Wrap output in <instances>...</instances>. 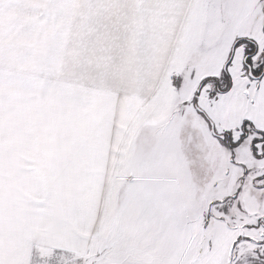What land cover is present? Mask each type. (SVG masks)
Wrapping results in <instances>:
<instances>
[{"label":"snow or ice","instance_id":"snow-or-ice-1","mask_svg":"<svg viewBox=\"0 0 264 264\" xmlns=\"http://www.w3.org/2000/svg\"><path fill=\"white\" fill-rule=\"evenodd\" d=\"M0 264H264V0H0Z\"/></svg>","mask_w":264,"mask_h":264}]
</instances>
